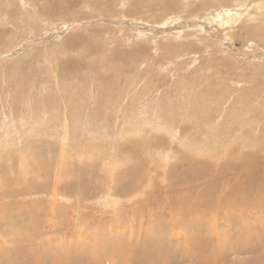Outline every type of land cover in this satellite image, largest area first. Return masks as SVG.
Segmentation results:
<instances>
[{"label":"rangeland","instance_id":"1","mask_svg":"<svg viewBox=\"0 0 264 264\" xmlns=\"http://www.w3.org/2000/svg\"><path fill=\"white\" fill-rule=\"evenodd\" d=\"M211 1L0 0V264H264L263 182L213 232L185 207L189 156L264 171V0Z\"/></svg>","mask_w":264,"mask_h":264},{"label":"bare ground","instance_id":"2","mask_svg":"<svg viewBox=\"0 0 264 264\" xmlns=\"http://www.w3.org/2000/svg\"><path fill=\"white\" fill-rule=\"evenodd\" d=\"M231 1L232 0H214L213 2L211 1V3H212V7H220L222 5L224 6L228 5ZM209 4L210 3H208V6ZM225 19L226 18L224 17V20ZM226 21H222V22L228 23ZM17 79L15 81H17ZM210 90L211 89L208 88L209 92ZM206 92H207L206 88H204L203 91H198V95L205 96ZM189 109H190V114L188 109L185 110L186 113L185 115L187 116L184 119V127H182L184 128V130L182 129L184 131V135L186 134L187 130L189 131L188 128L189 125H190L189 127H191L193 126V124L195 125L200 123V118H204L206 116L208 119H211L210 116L204 114L197 106L193 108L189 107ZM196 116L198 117L196 118ZM208 119L206 121H208ZM223 133H228V132L224 131ZM190 140L193 142V144L192 143L191 144L196 147V141L198 140L191 137ZM197 151L201 152L203 151V149L197 148ZM244 151L240 150V148L237 146L227 148L222 155L218 156L219 157L218 161L221 163V166L223 164L226 165L217 170H211L209 165L206 166L203 165V168L202 167L200 168L198 165L201 164L202 162L201 163H197V162L201 160V158L199 156H193V157L189 156L190 159H188V163L190 165L185 167L186 170H184V174H185L184 181L186 183L185 190L188 192L187 194L185 192V199H184L186 201L185 207L186 210H192L193 216L195 217L193 218V220L196 219L197 221L201 220L202 222L206 221L208 223V231L213 232L214 230H217V221L219 219H224V220L227 219L229 221L236 216L248 217V212H250L251 214L252 211V209L251 211H248L249 205L251 206L253 204H256L260 200L258 198V200L255 201V199H257L255 197L256 196L255 191L259 187V184H262L261 182L264 183V171L260 169L258 166V163L260 162V158L256 156L253 157L249 151H248L249 155H246L245 153L246 151L245 152ZM234 156H235V160H233ZM194 187H196L195 192L190 193ZM189 214L190 213H187L186 215ZM175 215H178L177 209ZM173 217L174 216L169 214V218H170L169 220L173 223L171 228L172 230L176 228V226L174 225L175 222L172 221V219L173 220L176 219ZM182 230L185 231V228L178 227V231L181 232ZM194 230H198L200 232L201 226L194 228ZM172 233L175 232L172 231ZM235 234H237V232Z\"/></svg>","mask_w":264,"mask_h":264}]
</instances>
